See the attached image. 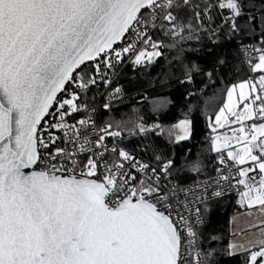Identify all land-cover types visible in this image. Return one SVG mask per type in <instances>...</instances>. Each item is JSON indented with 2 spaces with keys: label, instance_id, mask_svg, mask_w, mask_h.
Returning a JSON list of instances; mask_svg holds the SVG:
<instances>
[{
  "label": "snow or ice",
  "instance_id": "obj_1",
  "mask_svg": "<svg viewBox=\"0 0 264 264\" xmlns=\"http://www.w3.org/2000/svg\"><path fill=\"white\" fill-rule=\"evenodd\" d=\"M215 212L264 217V0H0V264H264Z\"/></svg>",
  "mask_w": 264,
  "mask_h": 264
},
{
  "label": "crops",
  "instance_id": "obj_2",
  "mask_svg": "<svg viewBox=\"0 0 264 264\" xmlns=\"http://www.w3.org/2000/svg\"><path fill=\"white\" fill-rule=\"evenodd\" d=\"M231 220V223L229 221ZM261 220H264L259 213H254L253 215H247L238 213L235 216H230L228 220V230L236 232H248V230L255 224L260 223ZM240 239L246 240L254 238L251 232H248L247 235H241Z\"/></svg>",
  "mask_w": 264,
  "mask_h": 264
},
{
  "label": "trees",
  "instance_id": "obj_3",
  "mask_svg": "<svg viewBox=\"0 0 264 264\" xmlns=\"http://www.w3.org/2000/svg\"><path fill=\"white\" fill-rule=\"evenodd\" d=\"M246 53L241 49V51L237 54L238 57L243 60V57ZM231 213V210H229ZM231 214H222L219 212H215L213 214V223L216 224L217 227L223 229V230H228V220L230 218Z\"/></svg>",
  "mask_w": 264,
  "mask_h": 264
},
{
  "label": "built area",
  "instance_id": "obj_4",
  "mask_svg": "<svg viewBox=\"0 0 264 264\" xmlns=\"http://www.w3.org/2000/svg\"><path fill=\"white\" fill-rule=\"evenodd\" d=\"M244 59H247V54L244 55L243 60H244Z\"/></svg>",
  "mask_w": 264,
  "mask_h": 264
}]
</instances>
